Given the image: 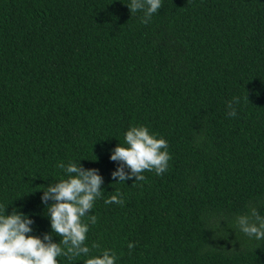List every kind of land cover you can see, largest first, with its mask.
<instances>
[{
	"label": "trees",
	"instance_id": "trees-1",
	"mask_svg": "<svg viewBox=\"0 0 264 264\" xmlns=\"http://www.w3.org/2000/svg\"><path fill=\"white\" fill-rule=\"evenodd\" d=\"M130 2L0 0V213L58 243L41 197L80 162L104 180L85 244L115 264H264L237 223L264 217V0H161L147 24ZM140 125L168 168L114 180L111 152Z\"/></svg>",
	"mask_w": 264,
	"mask_h": 264
},
{
	"label": "clouds",
	"instance_id": "clouds-1",
	"mask_svg": "<svg viewBox=\"0 0 264 264\" xmlns=\"http://www.w3.org/2000/svg\"><path fill=\"white\" fill-rule=\"evenodd\" d=\"M127 6L131 15L143 11L141 22L147 24L152 15L161 9L162 3L161 0H131ZM238 102V98H234L227 105L229 116H236L233 104ZM167 148V141L157 138L146 126H130L125 133L124 144L118 143L110 155L112 161L119 162V167L111 174L113 179L125 181L134 177L135 181H143L145 171L154 170L157 175L163 174L171 158ZM58 167L65 168V165L60 163ZM66 173L69 174L67 179L62 178L49 185L41 197L47 205L52 232L61 237L60 241L53 242L49 233H45L43 239L30 235L34 221L15 209L11 214H5V208L0 213V264H58L57 257L74 259L81 255L89 256L91 249L99 250V254L90 256L84 264H115V253L100 249L95 242L91 249L85 244L89 224L83 218L92 210L94 201L101 197L103 177L97 169H86L80 162L78 165L68 164ZM48 201L52 203L48 204ZM105 203L123 204V199L113 195ZM88 220L95 224L97 218L92 215ZM237 223L249 237L264 240V217L255 208L250 216L237 217ZM133 247L134 244H128L129 249Z\"/></svg>",
	"mask_w": 264,
	"mask_h": 264
}]
</instances>
